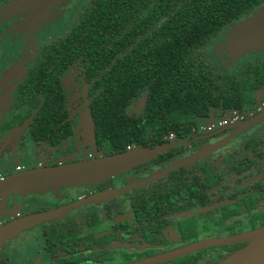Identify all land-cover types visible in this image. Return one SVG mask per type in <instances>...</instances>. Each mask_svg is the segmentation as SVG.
<instances>
[{"label": "flooded vegetation", "instance_id": "flooded-vegetation-1", "mask_svg": "<svg viewBox=\"0 0 264 264\" xmlns=\"http://www.w3.org/2000/svg\"><path fill=\"white\" fill-rule=\"evenodd\" d=\"M17 1L0 0V157L10 164L16 163L14 169L0 174V180L28 170L112 156L96 149L89 106L90 86L82 59L73 61L58 75L69 130L57 144L36 140L32 132L34 113L27 116L26 108L17 105L22 86L37 69L40 70L51 47L59 46V41L71 33L90 0L80 8L70 28L62 34L57 23L75 0L53 8L48 17L37 21L27 20L26 12L15 5ZM227 31L206 45L203 51L202 58L215 74L232 76L248 63L264 61V53L250 55L253 51L245 52L248 56L239 65H231L227 71L222 68V59L232 61L237 58L229 57L225 49ZM211 46L223 72L206 57L205 51ZM143 105L144 101L139 102L136 109ZM86 113L91 126L80 125ZM160 146L168 150L163 156L151 158L119 176L93 185L67 187L57 194L45 192L0 197V213L9 212L6 219H0V264H138L193 244L250 233L264 226V82L253 90L252 100L240 111L212 108L208 117H199L187 134L181 137L170 133L157 147ZM138 149L127 147L125 152ZM32 155L39 158L36 164L27 168L19 164V159ZM195 169L201 178V197L204 198V193L209 196L205 206L172 214L161 229L135 222L131 193L135 192L141 198L140 194L148 184L168 173L179 174ZM164 170V173L141 183ZM208 175L213 182L207 180ZM209 182L212 185H208ZM101 195L109 196L98 202H84ZM114 200L121 212L110 217L109 203ZM125 212L129 217H123ZM52 213L62 215L50 218ZM40 214L48 217L41 221H27ZM196 215L209 221L216 232L189 240V234H185L189 228H184L188 226L187 220ZM15 223L24 225V230L14 236L10 234L12 238L1 234L8 227L9 233H14ZM121 224L124 227L118 226ZM62 226L76 231V238L49 248L47 232ZM240 228L244 230L236 232ZM118 230H122L123 237H115ZM13 246L21 248L22 260L16 259L18 248L9 257L8 251ZM245 246L246 243L211 246L151 264H218L221 256L232 255ZM55 250L60 251V257L55 256ZM64 252L73 254L65 253L64 259L61 257Z\"/></svg>", "mask_w": 264, "mask_h": 264}, {"label": "trees", "instance_id": "trees-1", "mask_svg": "<svg viewBox=\"0 0 264 264\" xmlns=\"http://www.w3.org/2000/svg\"><path fill=\"white\" fill-rule=\"evenodd\" d=\"M263 4L264 0H90L71 33L51 47L40 70L22 86L17 105L26 108L27 116L34 113L36 140L57 144L69 130L58 75L80 58L90 86L98 151L116 155L127 147H157L170 133L182 137L212 108L240 111L264 82V61L223 77L202 58L206 45ZM141 101L144 105L137 110ZM200 180L196 169L170 172L148 184L141 198L131 193L135 222L161 229L172 214L205 206L209 196L201 197ZM207 180L213 182L210 175ZM109 204L110 217L121 212L116 200ZM121 231L115 237H123ZM47 235L49 248H55L74 240L76 231L62 226ZM229 256H221L219 262Z\"/></svg>", "mask_w": 264, "mask_h": 264}, {"label": "water", "instance_id": "water-1", "mask_svg": "<svg viewBox=\"0 0 264 264\" xmlns=\"http://www.w3.org/2000/svg\"><path fill=\"white\" fill-rule=\"evenodd\" d=\"M69 0H18L16 6L26 12V19L37 21L48 17L50 10L65 6ZM264 44V4L251 16L232 25L226 32L225 49L229 57L236 58L259 49ZM164 147L153 149L131 150L112 156L84 160L65 165L28 170L23 173L8 176L0 180V197L8 195L56 193L67 187L89 186L99 183L130 170L131 168L155 157ZM166 170L152 175L149 179L164 173ZM141 183H138L141 184ZM109 195H101L84 202H98ZM47 215L32 216L31 221L44 220ZM8 235L9 228L1 232ZM246 243V246L236 251L218 264H264V253L259 250L264 246V228L228 238L215 239L193 244L186 248L171 252L164 256L141 262L151 264L160 261L172 260L190 253L219 245H233Z\"/></svg>", "mask_w": 264, "mask_h": 264}, {"label": "rangeland", "instance_id": "rangeland-1", "mask_svg": "<svg viewBox=\"0 0 264 264\" xmlns=\"http://www.w3.org/2000/svg\"><path fill=\"white\" fill-rule=\"evenodd\" d=\"M69 1H71V0H69ZM87 1L88 0H75L72 3V5L70 6V9L65 12V14L59 19V21L57 23L59 25V27H60V34L66 32L70 28V26L72 25V23L74 22V20H75V18L77 16L78 11L80 10V8L85 3H87ZM205 53H206V57L209 58L212 61V63L217 68V70L223 72L221 67H220V65L218 64L217 56L215 55L214 47H212V46L209 47L208 50L205 51ZM263 53H264V44L259 49L253 51L250 55H258V54L261 55ZM247 56H248V53H246V54H244L242 56H239L235 60H232V61H224V59H222L223 61H222V65L221 66L224 69L227 68V69H225L227 71L230 68L229 66H231V65H239L241 62H243L245 60V58ZM85 115H86V117H85L84 120H82L80 125H83V124L86 123V124H90V126H91V121H90L89 115L87 113ZM38 159L36 157H34V155H32L31 157H25V158L19 159V164H21L23 167L27 168L31 164H36ZM15 164L16 163H14V162L12 164H10L8 162V160H5L4 158L0 157V174L7 173L10 169H14ZM123 201H125V199ZM8 214H9V212L7 210L2 212V213H0V219L1 220L6 219V216ZM13 214H15V211L13 212ZM61 215H62V213H59V214L52 213L50 218H57V217H60ZM123 217L127 218V217H129V214H126V212H125ZM186 223H187L188 226H185L184 223H183V227L185 226L184 229H188L189 228V231H187V232L185 231V234H189V237H190L189 240H194L195 237H200V239H201V238L206 237L207 235L209 236V235L213 234L214 232H216V230L214 228H212V224L209 221L208 222L203 221V219H201L199 217V215H196V216H193L192 218H189ZM15 224L17 226L15 232L14 233L13 232L9 233V235H7L9 237H6V238H12V236H14L15 233L17 234V233H20V232H22L24 230L23 229L24 225L20 226L17 223H15ZM25 225H28V223L25 224ZM223 226L219 227V228L223 229ZM170 229H172V228H170ZM243 230H244L243 228H240V229H237L236 232H242ZM10 234H12V236ZM37 240H38V238L36 237V241ZM15 247L16 246H13L12 250L10 249L8 251L9 257H12L14 250L18 248L17 251L19 252V256L16 259L18 261H20V260L23 259V254H22L21 248H19V247L15 248Z\"/></svg>", "mask_w": 264, "mask_h": 264}, {"label": "bare ground", "instance_id": "bare-ground-1", "mask_svg": "<svg viewBox=\"0 0 264 264\" xmlns=\"http://www.w3.org/2000/svg\"><path fill=\"white\" fill-rule=\"evenodd\" d=\"M259 253H264V246L259 250Z\"/></svg>", "mask_w": 264, "mask_h": 264}]
</instances>
